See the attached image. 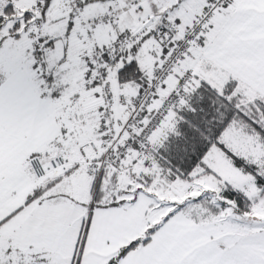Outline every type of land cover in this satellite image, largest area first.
Returning <instances> with one entry per match:
<instances>
[{"label": "snow or ice", "instance_id": "6c2138e0", "mask_svg": "<svg viewBox=\"0 0 264 264\" xmlns=\"http://www.w3.org/2000/svg\"><path fill=\"white\" fill-rule=\"evenodd\" d=\"M0 264H264V0H0Z\"/></svg>", "mask_w": 264, "mask_h": 264}]
</instances>
